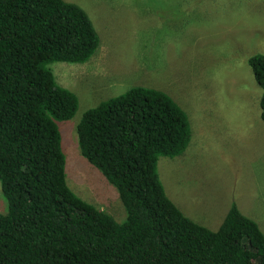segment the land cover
I'll return each instance as SVG.
<instances>
[{
    "label": "trees",
    "instance_id": "trees-1",
    "mask_svg": "<svg viewBox=\"0 0 264 264\" xmlns=\"http://www.w3.org/2000/svg\"><path fill=\"white\" fill-rule=\"evenodd\" d=\"M100 46L88 13L65 0H0V264H264V233L232 204L217 231L168 197L161 157L192 139L186 112L165 92L135 86L86 111L77 125L82 156L116 187L118 223L67 183L58 123L77 96L50 64H83ZM262 89L264 54L248 60Z\"/></svg>",
    "mask_w": 264,
    "mask_h": 264
},
{
    "label": "rangeland",
    "instance_id": "rangeland-1",
    "mask_svg": "<svg viewBox=\"0 0 264 264\" xmlns=\"http://www.w3.org/2000/svg\"><path fill=\"white\" fill-rule=\"evenodd\" d=\"M65 1L88 13L100 37L89 61L49 65L79 100L75 117L58 123L71 190L118 223L126 220L116 187L82 156L77 125L109 98L153 88L186 112L192 131L182 155L159 159L168 197L212 231L236 203L264 233L262 89L248 63L264 54V0ZM7 212L0 183V213Z\"/></svg>",
    "mask_w": 264,
    "mask_h": 264
},
{
    "label": "crops",
    "instance_id": "crops-1",
    "mask_svg": "<svg viewBox=\"0 0 264 264\" xmlns=\"http://www.w3.org/2000/svg\"><path fill=\"white\" fill-rule=\"evenodd\" d=\"M228 212H229V210L227 211V213H226V215L228 214ZM226 217V216H225ZM225 217H224V219H225ZM224 221V220H223ZM223 221L222 222H220V226L222 225V223H223ZM196 222V221H195ZM198 223V222H197ZM206 223H208L209 225L210 224H215L216 223V221H214V219H209V220H207L206 221ZM200 224V223H199ZM200 225H202V224H200ZM204 226V225H203ZM219 226V227H220Z\"/></svg>",
    "mask_w": 264,
    "mask_h": 264
}]
</instances>
